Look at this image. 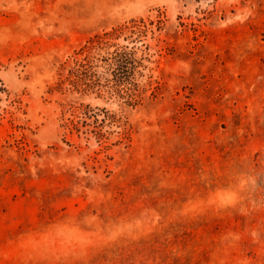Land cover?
Masks as SVG:
<instances>
[{
	"label": "rangeland",
	"instance_id": "374dc122",
	"mask_svg": "<svg viewBox=\"0 0 264 264\" xmlns=\"http://www.w3.org/2000/svg\"><path fill=\"white\" fill-rule=\"evenodd\" d=\"M140 18L134 103L61 86ZM0 264H264V0H0Z\"/></svg>",
	"mask_w": 264,
	"mask_h": 264
},
{
	"label": "trees",
	"instance_id": "16d2710c",
	"mask_svg": "<svg viewBox=\"0 0 264 264\" xmlns=\"http://www.w3.org/2000/svg\"><path fill=\"white\" fill-rule=\"evenodd\" d=\"M147 26L144 18L132 19L89 37L75 50L70 62L63 64L68 74L61 80V86L72 81L83 92L101 95L105 91L134 103L136 92L141 88L139 78L148 68L145 62L150 61V46L146 45L145 49L137 46L146 37ZM120 40L128 45L121 44ZM97 133L104 136L101 128Z\"/></svg>",
	"mask_w": 264,
	"mask_h": 264
}]
</instances>
